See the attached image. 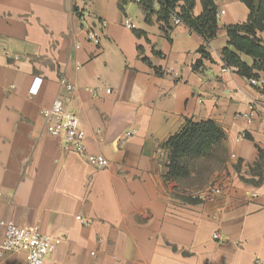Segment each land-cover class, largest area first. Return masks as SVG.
I'll return each mask as SVG.
<instances>
[{
    "label": "crops",
    "instance_id": "1",
    "mask_svg": "<svg viewBox=\"0 0 264 264\" xmlns=\"http://www.w3.org/2000/svg\"><path fill=\"white\" fill-rule=\"evenodd\" d=\"M214 3L219 30L207 45L183 23L148 22L134 0H0V222L59 241L45 264H264V89L222 58L226 27L250 11L240 0ZM91 30L99 44L87 40ZM56 100L79 117L87 153L109 168L47 134L41 110ZM206 121L225 141L187 181H167L165 143L187 122ZM212 187L221 195L191 198Z\"/></svg>",
    "mask_w": 264,
    "mask_h": 264
},
{
    "label": "trees",
    "instance_id": "2",
    "mask_svg": "<svg viewBox=\"0 0 264 264\" xmlns=\"http://www.w3.org/2000/svg\"><path fill=\"white\" fill-rule=\"evenodd\" d=\"M250 11L247 22L226 27L228 46L223 50L222 58L227 69L240 76L259 79L258 73H264V45L259 34H264V0H240ZM203 13L194 16L195 0H141L146 20L157 16L160 22L169 27L171 14L179 10L177 16L183 24L201 36L208 45L217 36L219 27L217 7L214 0H201ZM157 8V9H156ZM204 59L209 55L205 47L200 48ZM241 55L251 57L253 66L243 62ZM198 61L195 69L202 67ZM226 135L213 121L200 123L187 122L184 128L165 143L168 151V164L165 179L182 184L187 181L196 161L208 158L221 147Z\"/></svg>",
    "mask_w": 264,
    "mask_h": 264
},
{
    "label": "built area",
    "instance_id": "3",
    "mask_svg": "<svg viewBox=\"0 0 264 264\" xmlns=\"http://www.w3.org/2000/svg\"><path fill=\"white\" fill-rule=\"evenodd\" d=\"M137 4L141 0H134ZM176 10L171 14V24L173 27L182 25V21L177 16ZM86 16L88 13L85 14ZM101 27L105 28L106 23L101 22ZM124 27L128 30L134 31L136 26L134 23L126 19ZM87 40L89 42L99 44L101 35L94 30L88 32ZM252 86L258 87L261 90L264 89L260 85L259 79L252 78L249 80ZM62 84L66 85V90L69 93L74 91L72 85L67 84L65 80H62ZM42 80L36 78L33 86L30 90V96H37L40 92ZM110 94L111 91L107 90ZM255 104L251 105L250 112L254 111ZM41 115L46 121V132L48 135L61 139L62 145L65 151H76L79 154L85 155L90 165L97 169H107L110 166V162L102 155L88 154L85 147L86 134L81 130V123L79 117L67 109L65 104L61 100H56L52 106L43 108ZM245 119L251 118V113H245L242 115ZM222 191L218 187H212L205 190H198L191 194L193 200L208 201L213 200L215 196L221 195ZM253 198L257 197V194L252 195ZM82 224H89L81 217L77 218ZM5 229V235L3 241L0 243V259H3L9 253H24L26 256V264H45L50 256L54 245L59 241L53 239L51 236L42 233L37 227H19L13 223L1 221L0 230ZM215 239L219 238V234L214 235Z\"/></svg>",
    "mask_w": 264,
    "mask_h": 264
}]
</instances>
